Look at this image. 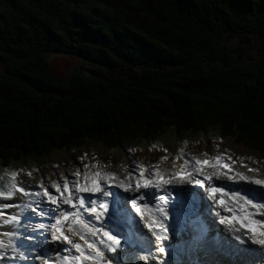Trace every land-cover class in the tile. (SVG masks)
<instances>
[{
	"label": "trees",
	"instance_id": "16d2710c",
	"mask_svg": "<svg viewBox=\"0 0 264 264\" xmlns=\"http://www.w3.org/2000/svg\"><path fill=\"white\" fill-rule=\"evenodd\" d=\"M255 40L264 0H0V164L166 136L234 138L264 159ZM56 53L80 61L70 77L51 71Z\"/></svg>",
	"mask_w": 264,
	"mask_h": 264
},
{
	"label": "rangeland",
	"instance_id": "374dc122",
	"mask_svg": "<svg viewBox=\"0 0 264 264\" xmlns=\"http://www.w3.org/2000/svg\"><path fill=\"white\" fill-rule=\"evenodd\" d=\"M262 43L261 40H255V42L252 43V45H247V49L249 48V50L246 53L250 54L251 57L259 56L263 52L262 46L264 45V43L263 44ZM227 44L232 48H239L244 46L241 43V38L238 35H233V34L228 36ZM49 60H50V68L53 74L63 78L70 77L76 66H78V63H80L77 57L66 56L60 53L51 55L49 57ZM106 70L107 71L109 70L108 71L109 74L113 76L121 75V77L124 76L133 77L135 75L133 72L131 73L129 71H121V69H117V68H114V71H111L109 69V66H106ZM214 143H223L227 147V149L224 152L220 153L219 151L215 150V147L213 146ZM218 154L219 155L221 154L220 158L222 159L223 162L230 165H234L238 169L246 170V172L248 173L247 175L251 176L248 178H251L252 181L259 178L263 179L264 177L263 156L257 154L256 152L250 151L243 144L238 145L234 138L222 139L217 136L208 139L202 136H194L191 137L189 140L186 139L182 141V140H178V138L174 136H168V137L166 136L164 139L158 141L155 144H150V145L145 144L138 148L129 149V150L126 149L109 150L107 147H103L102 145H92L90 147L74 149L72 151L61 149L58 150L57 152L52 153L50 156H46V157H40V156L22 157V159L19 160H11L9 162V165L0 164V184H2L5 189H7V191L0 192V196L3 197L0 198V205H4V204L7 205L12 202H15L14 204H11L15 206V204L18 203L17 202L19 196L18 190H19V186L22 184L21 181L23 179V176L25 175L31 179L41 178L44 176L47 177V181L51 183L50 193L52 194L55 193L56 195L58 192L56 193V191L54 190L64 185L63 179L65 178L62 179L60 177L62 174H65L66 178L68 177L70 178V176L71 178L72 176L74 178V176L77 175L78 178L77 179L74 178V179L78 180L81 178L80 175L91 174L90 171L95 170L96 173L91 176L93 179L96 178L97 175H99L100 177H107L112 180L117 179L113 181L117 186L116 185L114 186L110 185V186H112L113 189H117L120 192V189H122L121 184L123 182L125 183L126 180H128L127 182L134 187L136 186L137 183H142L145 180L149 181L151 180V178L154 181L157 178V176H162L165 180L167 179L166 181L169 180L168 182L171 185H174L176 183L177 185H181L182 183H184L183 181H188L185 179L187 178V174L191 172L192 173L194 172L193 175L195 177L197 176V174H201L204 177H209V174L211 175L210 172H213L214 170L212 168H206V166L201 167L202 164L197 162L198 156H200L202 159L206 157V159L214 160V157ZM217 166L219 167L220 165ZM72 168H73L72 172L69 173L70 169ZM249 169H252L253 171H249ZM77 171L81 173L77 174L78 173ZM194 176H191V178H195ZM213 179L228 181L225 180L224 178L223 179L219 178L218 176H213ZM201 181L204 182V179H202ZM29 182L31 183V180ZM245 183H247L250 186H253L255 184L254 182L251 183L249 181ZM27 184L28 183H26V185ZM254 186H258V185L255 184ZM262 192L264 191L262 190ZM28 194H30V192H28ZM128 194L129 196L131 195L129 192ZM121 195L127 197L126 196L127 192L124 191L123 194ZM13 196L16 198H11ZM235 204L236 203H233L232 205L234 206ZM252 208L253 210L256 211L257 210L262 211L259 218H255V221H257L258 219L264 220V208L256 209L255 206H253ZM10 209L14 213H16L13 210V207L4 208L3 211L4 210L8 211ZM233 209H237V208H235L234 206ZM246 210L247 209H242V210L240 209L241 212H244ZM34 213L37 214V212ZM250 213L253 216L255 212L250 211ZM27 216L32 217L33 213L29 212ZM39 220L42 222L45 219L40 218ZM254 225L256 226V229L253 236L249 228H246L241 223H237V222H234L233 224L227 223V226L229 227L232 233L231 235L230 233L227 232L228 236L231 239V243L230 241L228 242L224 241L223 244L227 245V243L230 244L240 243L238 240L234 238L236 234L245 235L249 237L251 236L253 239L257 241L264 240V227L256 225V223H254ZM194 228L195 227L193 225H190L191 230L189 232L193 231V233H195V231L192 230ZM196 228L198 229V231L202 229L200 227V224H197ZM237 229H239V231H236ZM37 231H41V230L37 229ZM27 232H29V234L31 235H34V233H32V230H28ZM28 241H26L25 243H28ZM1 242L3 243V241ZM165 243H166L165 247L172 249L171 254L173 253L172 255L169 256L165 264H176L177 261H182V259L189 260L192 258V256H188L186 258V251L183 250L182 248H180L177 251H174L173 247L178 243L176 239L172 238L171 236L168 240H165ZM246 244L247 245L242 246L240 243L241 246L240 248L242 250H246V251L248 250L252 253L251 255L254 256V258H256L255 264H264V244L252 243L251 240H249V242ZM248 244H250V246L251 245L253 246L247 247ZM222 246L223 248L225 247L224 245ZM229 247L230 245H227L225 247V251L229 252L228 250ZM131 250L133 249L129 248L128 251L130 252ZM140 251L142 256L143 252L145 251L144 249H140ZM88 252L90 251H86V253ZM226 254L229 257L234 258L231 255V253H226ZM137 255L139 254L132 253L133 257H136ZM211 255H213L212 252L203 251V257L206 256L211 257ZM246 255L251 256L249 255L248 252ZM174 257H177V259L175 260ZM244 257L245 260L248 258L245 255ZM242 258L243 257H239L238 260L241 261L243 260ZM150 261L151 260L147 261L146 264H156V262H150ZM192 261L195 262V258H193ZM4 263L8 264L7 261H4Z\"/></svg>",
	"mask_w": 264,
	"mask_h": 264
},
{
	"label": "snow or ice",
	"instance_id": "6c2138e0",
	"mask_svg": "<svg viewBox=\"0 0 264 264\" xmlns=\"http://www.w3.org/2000/svg\"><path fill=\"white\" fill-rule=\"evenodd\" d=\"M204 163L208 162L204 161ZM249 171L253 170L249 169ZM237 176L241 181L254 182L258 186L264 185V181L259 179L252 181L251 178L240 173H237ZM228 179L231 180L233 178L229 176ZM192 182L198 185L203 184L201 180L196 178H193ZM33 187L44 188V196L47 199L24 201L23 195H21L20 198L23 204L13 214L15 228L12 229V232L16 237H23L24 240H31L34 243L25 246L17 241L9 249H2V245H0V264H3L4 261H7L8 264H36L41 258L52 260L53 262L55 258L60 257L67 260L70 253L77 260L80 257H84V259L99 262V264H146L149 260H155L156 264H165L168 260L172 249L166 248L163 241L170 238V225L167 223L170 216L166 212V208L173 207L176 203L174 200L175 193L172 188L161 189L149 180L142 185L136 184L135 191L140 193L138 196L124 197L119 191H113L110 186L105 185L102 189L100 187L95 188V192L102 193L99 196L93 193L86 197H77L78 203L67 199H64L60 203L56 196L48 192L43 181ZM141 188L146 191L140 192ZM150 188L155 189V191L149 190ZM210 190L213 193L222 191L221 188H211ZM3 191H7V189L0 184V192ZM54 191L59 192L60 189L56 188ZM82 191L88 190L83 189ZM124 191L127 192L129 189L125 188ZM249 191L255 190H244L245 197H247ZM19 192L23 194L25 189L20 188ZM159 192H162L163 195H158L157 193ZM179 194L181 196L184 195L183 192ZM30 195L41 197V192L37 190L30 193ZM0 198L3 197L0 196ZM11 198L16 197L13 196ZM261 200H264V192H258L248 203H255V206L264 208V203H261ZM138 201H144V207H148L149 202H151L152 207L157 208L161 213L158 218V231L154 229L157 220H149L147 222L148 233L151 234L150 237L148 233L143 232L139 227L140 222L131 214V209L125 203H130L136 212L139 213L140 209L137 207ZM161 203H163L164 207L160 206ZM220 203L223 204L224 201L221 200ZM64 205H70L71 209L75 210V215L73 216V212L65 209ZM8 207L16 206L0 205V214H2L4 208ZM27 212H37L40 218L47 219L49 223L39 222L38 224H30L33 218L27 216ZM69 216H73L74 219L81 216L89 217L83 225L92 237V242L88 243V248L92 249V251L88 252L87 255L81 250V245L74 243L68 236L64 235L63 229L58 226L63 224ZM16 217H22L23 223L17 221ZM105 220L108 223H105ZM221 222L223 223V220ZM255 223L264 227V220L258 219ZM11 227L12 225L6 223L5 220H0V231ZM27 227H31L34 235L24 236L22 232L18 231L20 228ZM37 229L41 231H37ZM236 231H239V229ZM250 231L255 232V227H252ZM57 232H59V235H56ZM110 232H115L116 234L110 235ZM105 237L107 238L106 240L104 239ZM81 238L84 239L83 236ZM234 238L241 244L248 243L249 240L252 243L264 244V240L257 241L245 235H235ZM94 244L98 245V247L94 248ZM48 245H52V248L48 249ZM128 248H150V250L145 255L133 257L132 253L127 250ZM73 249L79 253V257H75V254L72 252ZM42 252L44 253L43 256H41Z\"/></svg>",
	"mask_w": 264,
	"mask_h": 264
},
{
	"label": "bare ground",
	"instance_id": "6f19581e",
	"mask_svg": "<svg viewBox=\"0 0 264 264\" xmlns=\"http://www.w3.org/2000/svg\"><path fill=\"white\" fill-rule=\"evenodd\" d=\"M213 146L215 147V150L216 151H219L220 153L221 152H224L227 149V147L223 143H214ZM220 157H221V154L220 155L218 154V155H216L214 157V160H209V159H206V157L202 159L200 156H198L197 162H199V163L202 164L201 167L202 166H206V168H212L214 170L213 172H215V173L210 172L211 175L209 174V178L207 179V182L210 179H213V176H218L219 178H222V179L224 178L225 180H228L229 182L235 183L238 186V188H240V191L243 192V193H244V190H253L254 189L255 191H249L248 192L247 197H245V194H244V198H247L248 200L249 199H252V197L255 196L258 192H262V190L264 191V185L254 186L255 185L254 184L253 186H250L247 183H245L247 181H241V180H239V177L237 176V173L243 174L246 177H251V176L250 175L249 176L247 175L248 173L246 172V170L238 169L234 165H230V164H227V163L223 162ZM204 161H207L208 163H204ZM217 165H220V166L218 167ZM72 170H73V168L70 169L69 173H71ZM77 172H78L77 174H80L81 173L79 171H77ZM86 172H88V171H86ZM90 172H91V174L80 175L81 178L78 179V180H76L78 178L77 175L74 176V178H76V179H74L73 176H72V178H71V176H70V178L69 177L66 178L65 174H62L60 177L62 179L65 178V179H63L64 185L59 188L60 191L58 193L56 192L57 193L56 195H55V193L53 194L54 196H56L58 198V202L62 203V201L64 199H67V200H70V201L73 202L75 200V198L73 197L74 194L75 193L82 192L81 190H83V189H87L88 190V191H83L84 193H87V194H90V195H92L93 193H95L96 196H99L102 193L95 192V188L96 187H100L102 189L105 185H108V186H110V185H112V186L116 185L115 182H113V181H115L117 179L112 180V179H109L107 177H100L99 175H97L96 178L93 179L91 176L94 175L96 172H95V170H92ZM70 175H72V174H70ZM197 176L198 177L199 176L200 177H203L201 174H197ZM229 176H231L233 179L229 180L228 179ZM191 179H193V178H191ZM30 180H31V183L29 182ZM166 180L162 176H157V178L154 181H153L152 178H151L150 181H151L152 184L158 185L161 189H163V188L171 185L168 182L169 180L168 181H166ZM259 180L264 181V177H263V179H260L259 178ZM41 181H43V184L47 187L48 192H50L51 183H49L47 181V177L44 176V177H41V178L31 179V178H29L26 175L23 176V179L21 181L22 184L20 183L21 185L19 186V189L20 188H24L25 189V192L23 194H21L19 192V190H18V194H19L18 200H17L18 203L15 204L16 207H13V210L15 212H17L18 211V208L21 207L22 204H23V201L20 198L21 195H23V200L24 201H27V200H35V199H47V197L44 196V188L33 187V186L39 185V183ZM127 181L128 180H126L125 183L123 182L121 184L122 185V189H120V193L123 194V192H124L123 190L125 188L129 187L130 189L128 188L129 191H127V194L129 192L132 195L135 192V188H134L135 186L134 187L131 186V184L128 183ZM146 181H148V180H145L143 182L145 183ZM143 182L142 183H139V184L142 185ZM26 183H28V184L26 185ZM112 186H110V187L113 189ZM37 190L41 192V197H35L33 195L28 194V192L32 193V192L37 191ZM140 190L146 191L143 188H141ZM149 190L155 191V189H151V188ZM113 191H118V190L117 189H113ZM237 202H238V199L237 198H233V199L230 200L229 203H226L225 204V207H224V210L228 213V214H226L228 217H225L224 215H221L220 216V219L221 218H228L226 220H229V221H239L246 228H249V230L252 227H255V229H256V226L254 225V222L252 221L251 216L248 213V211L247 212H241L240 210L233 209L234 206L232 204L233 203H237ZM253 204L255 206V203H253ZM243 205L245 207H248V205H246V204H243ZM67 206L71 210L70 205H64V207H67ZM161 207H164L163 203H162V206ZM207 207L209 209V205L208 204H207ZM167 208H166V210H167ZM28 213L29 212H27V215H28ZM32 213H33V216H32L33 219L30 221V224H38L39 222H41L39 220L40 218L38 216V213L37 214L34 213V212H32ZM160 215H161V213L157 209L156 217H154V219H153V220H157V224L154 225V229L155 230H158V218L160 217ZM200 218H202V217H200ZM85 219H89V217L86 216ZM2 220H5L6 223H9V224L12 225L11 228H4L2 231H0V237L3 239V243L0 242V245H2V249H9L11 246H14V243L17 242V241L19 243L25 245V246L29 245L28 243H25L28 240H24L23 237H16L15 234L12 232V229L15 228V223L13 222V215L12 216L4 217ZM16 220L19 221L20 223H23V218L22 217H16ZM46 220L47 219H45L42 222L45 223ZM105 223H108V221L105 220ZM225 224L227 225V223H224V224H221V225L222 226H226ZM83 225L84 224H82V223H78L75 229H71L67 233L70 236V239L74 243H77V241H78V244L81 245V250L84 251L85 254L87 255L86 251H90V252L92 251V249H89L88 248V243H91L92 242V237L87 232L86 228L83 227ZM196 226H195V228H196ZM200 227L202 229H204V231H205L209 227V225L207 223H204L203 226L200 224ZM140 228L142 229L143 232L147 233V227L146 228L140 227ZM28 230H31V228L30 227H27V228H20V229H18V231L19 232H22L24 236H28V235L29 236H32L31 234H29V232H27ZM188 230L190 231L191 229L188 228V227L186 229H183V227L180 226V225L179 226L170 225V233L173 236H177V237L184 236L185 238H187L188 235L186 236L184 233L187 232ZM192 230H194V229H192ZM227 232L232 235L230 229ZM227 232H224V233L227 234ZM254 233L255 232H252L253 236H254ZM115 234H116L115 232H110V235H115ZM192 234H195V233H192ZM81 236H83L84 239H82ZM198 236H200V235H198ZM104 239L106 240L107 238L105 237ZM196 241H197L196 236H194L192 238V242L187 243L185 240H183V242H180L179 244L174 245L173 249L175 251V250L178 249V247L191 246L192 243H195ZM224 241H226V240H223L221 242V244L226 247L227 245L226 244H223ZM226 242H228V241H226ZM232 245L235 246L238 249L235 250V249L231 248V246H230L229 249H228L229 252L228 251H225V247L223 248V250L226 253H231V255L234 258L239 259V257H242L241 256V251H240L241 250L240 243H236V244L234 243ZM241 245L243 246V245H247V244H241ZM251 246H253V245H251ZM251 246H250V244H248L247 247H251ZM93 247L94 248L95 247H98V245H95L94 244ZM128 250H129V248H128ZM72 252L75 254L76 253L75 252V249H73ZM248 252H250V251H248ZM70 255H72V253H70ZM75 255L77 257H79V253H76ZM143 255H145V252H143ZM253 258H254V256L251 255L250 258L248 259V262H251ZM41 260L43 261V264H47V262H48V260H45L43 258ZM3 264H5V263L3 262ZM65 264H99V262H95V261H92V260H87V259H84V257H80L79 260H76L74 257H72L71 262L65 261Z\"/></svg>",
	"mask_w": 264,
	"mask_h": 264
},
{
	"label": "water",
	"instance_id": "95a60500",
	"mask_svg": "<svg viewBox=\"0 0 264 264\" xmlns=\"http://www.w3.org/2000/svg\"><path fill=\"white\" fill-rule=\"evenodd\" d=\"M109 69H110L111 71H114V67H110V66H109ZM108 71H109V70H108ZM108 73H109V72H108ZM128 74H129V73H128ZM129 75H130V74H129ZM110 76L113 77V75H110ZM119 76L121 77V75H116V76H114V77H119ZM127 77H128V76H127ZM128 78L131 79L132 77L129 76Z\"/></svg>",
	"mask_w": 264,
	"mask_h": 264
}]
</instances>
